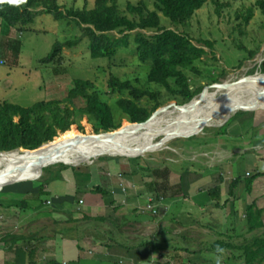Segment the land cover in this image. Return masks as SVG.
Listing matches in <instances>:
<instances>
[{
  "label": "crops",
  "instance_id": "0c3cea01",
  "mask_svg": "<svg viewBox=\"0 0 264 264\" xmlns=\"http://www.w3.org/2000/svg\"><path fill=\"white\" fill-rule=\"evenodd\" d=\"M258 109L264 106L250 108L251 117L235 116L233 134L240 139L228 131L230 144L215 141L204 158L197 150L196 169L170 171L166 194H158L164 197L159 215L143 206L163 179L147 173L141 181L122 165L51 170L46 196L35 190L36 180L13 184L0 197V264H264L259 257L249 262L242 248L251 236L249 205L263 210L264 222V123H255ZM249 122L257 133L241 139ZM235 156L239 176L221 169ZM246 158L256 162L259 174L250 189L253 173L245 166L241 171ZM161 165L154 168L175 164ZM97 186L105 193L93 191Z\"/></svg>",
  "mask_w": 264,
  "mask_h": 264
},
{
  "label": "rangeland",
  "instance_id": "374dc122",
  "mask_svg": "<svg viewBox=\"0 0 264 264\" xmlns=\"http://www.w3.org/2000/svg\"><path fill=\"white\" fill-rule=\"evenodd\" d=\"M117 1L121 10L125 12L128 2L139 4L143 1L147 4L149 10L156 9L155 0ZM257 1L207 0V3L197 11L187 26L174 23L169 17L159 12L163 27L188 34L197 46L206 49L207 53L203 56V60L196 63L199 72L187 70L193 89L203 86V91L208 88V90L213 91L214 94L207 97L206 100L219 101L216 96L219 93H222V96H229L249 90L250 85L232 86L230 85L232 81L247 77L264 78V70L262 69L264 66V15L257 6ZM218 4L221 6L219 7ZM58 5L62 7V10L83 8L86 5L89 8H93L96 5V0H58ZM250 9L253 10V16L247 23L245 18L249 15ZM127 14L131 18L135 17L129 13ZM153 33V31L148 32V34ZM82 34L83 29L80 25L72 17L68 16L64 19H57L53 14L43 13L38 15L32 24L23 28L11 26L0 17V102H10L29 107L37 102L58 99L64 101L63 106L68 105L74 109H79L85 106V99L79 97L69 101L67 99L69 91L74 86V80H90L105 94V98L108 99L115 110L117 120H122V126H125L131 122L117 108L116 102L121 97V94L113 93L109 85L110 78L116 76L122 80H131L141 88H148L151 91L158 92L160 96L159 108L166 106L174 108L173 104L184 105L188 103L181 97H173L165 88L149 82L148 75L151 64L143 63L139 59L134 43L129 48L121 49L113 58H93L89 47L90 41L85 38L79 46L69 49L64 48L55 57L54 61L49 63L42 62L44 58L54 51L57 42H66ZM117 35L121 36L118 33ZM206 41H209L212 45L207 44ZM250 51H256V54L252 56ZM216 78H219L220 81L214 82ZM226 81L230 85L229 90L222 89V86H213L216 83H224ZM200 94L195 98L200 97ZM124 96H128V93L124 94ZM254 102L264 104V97L254 98L247 103ZM141 103L152 107L156 101H151V99L146 97L142 99ZM250 108L256 109L258 106H251ZM235 109L197 114L178 119L165 129L164 133L167 134H160L156 137L150 135L148 138V140L152 138L150 142L145 140L143 145L129 151L127 154L130 156L105 154L92 158L91 162H84L81 165H71L67 161H71L70 157H62L59 160L37 167L24 181L37 178L40 180L43 176L49 174V171H46L45 168L50 167L53 172L59 171L61 166H63L62 163H67L74 170L90 168L97 164L111 168L113 165V169H116L118 165H122V169L125 171L137 170L138 174L141 175L140 177H143L141 181L145 177L147 178L148 169H154V167L161 164L168 165L173 162L175 165L168 167L170 171L174 169H196L194 165L199 164L196 162L197 150H200L199 152L201 153L203 152L202 155L199 154V158H204L205 155L203 154L207 150L209 152L212 149L211 144H214L215 141L223 139L227 141L226 144H230L231 141H234L231 139H240V136L237 137L236 134H233L234 124L236 123L234 118L237 115L251 117L253 113L248 112L250 110L236 111ZM254 111L255 123H264V109ZM162 112L157 117H161ZM255 123L244 124L245 132L242 134L241 139H246L247 135L255 136L258 130L254 126ZM80 124L82 128L79 127V123L71 126L70 131H73L74 135L81 134L92 137L97 133L87 116L81 119ZM224 127L227 130L226 134L224 133L220 136V130H223ZM228 131L233 134V138H225V135H228ZM173 132L177 134L170 135ZM136 133V131L131 130L127 139L130 140ZM193 133L196 134L191 137H182ZM63 134L65 133H60L57 137L59 138ZM105 137L112 138L115 136ZM67 141L71 140H66L65 143ZM88 144L91 143L88 142ZM52 146L54 145L50 147ZM109 152L113 153L111 150ZM215 154L216 152L212 156L215 157ZM238 156L224 163L221 169L227 172L230 169L236 174L241 173L235 170L238 166L236 164L239 160ZM230 162L235 165H231ZM245 162L242 160V173H244V166L253 175L258 173L256 170L257 164L254 160L248 158ZM177 163H182V166L177 167ZM124 170L123 172H125ZM139 175L138 178L140 179ZM237 176L239 175L237 174ZM250 179H253V177H250L247 182ZM254 182L255 179L253 180ZM4 187L2 186L1 189ZM10 188H13V185L6 187L7 190ZM150 197L158 199L159 195L156 193ZM147 204L146 202L143 210L151 211L145 209ZM156 208L158 209V206ZM154 215H159V209Z\"/></svg>",
  "mask_w": 264,
  "mask_h": 264
},
{
  "label": "trees",
  "instance_id": "16d2710c",
  "mask_svg": "<svg viewBox=\"0 0 264 264\" xmlns=\"http://www.w3.org/2000/svg\"><path fill=\"white\" fill-rule=\"evenodd\" d=\"M206 3L207 0H155L156 9L149 10L143 1L139 4L128 2L125 12L121 10L117 0H96L93 8L86 5L83 8L68 10H62L58 0H0V17L9 25L20 28L32 24L35 18L43 13L53 14L57 19L72 17L80 25L83 34L66 42H57L54 51L42 60L43 63L54 61L64 48L79 46L85 38L90 41L89 47L93 58H113L121 49L129 48L134 43L139 59L143 63L151 64L149 82L165 88L173 97H181L184 101L190 102L203 91L204 87L193 89L187 70L199 72L196 63L203 60L207 51L197 46L188 34L163 27L159 12L174 23L187 26ZM257 6L264 15V0H258ZM127 13L135 17L131 18ZM252 16L253 10L250 9L249 15L245 18L247 23ZM150 31L154 33L148 34ZM206 43L212 45L209 41ZM250 53L254 56L256 51ZM262 69L264 70V66ZM218 81L219 78L214 79V82ZM109 85L113 93L121 94L116 105L129 122L148 120L160 106L158 92L141 88L131 80L112 76ZM126 93L128 96H124ZM79 97L86 101L85 106L79 109L63 106L64 101L58 99L37 102L29 107L0 102V151H14L19 148L34 150L56 140L60 133H65L61 137H71L74 135L73 131H70L71 126L79 123V127L82 128L80 121L85 116L94 125L97 133L122 127L123 122L117 120L113 106L92 81L74 80V86L70 89L67 99L72 101ZM146 97L156 101L154 106L141 103ZM226 131L224 127L220 130V134ZM17 152L20 151L12 153L18 154ZM77 162L79 160L73 161L71 165H81ZM62 165L60 170H74L69 165L63 163ZM50 169V167L45 168L46 171H51ZM148 173L152 177L163 179L162 182L156 183L155 192L160 196L161 193L166 194L170 169L168 167L148 169ZM258 175V173L253 175V179L247 182L249 189ZM47 181L46 176L36 181L35 190L38 194L48 193L45 190ZM7 186L0 192V197L7 193ZM93 191L105 193L100 186L95 187ZM246 215L251 236L246 238L242 248L248 255L249 262L257 257L264 259L263 210L251 204L247 208Z\"/></svg>",
  "mask_w": 264,
  "mask_h": 264
},
{
  "label": "bare ground",
  "instance_id": "6f19581e",
  "mask_svg": "<svg viewBox=\"0 0 264 264\" xmlns=\"http://www.w3.org/2000/svg\"><path fill=\"white\" fill-rule=\"evenodd\" d=\"M230 85H250V87L246 92L236 95L222 96V93H219L216 95L219 101L206 100L207 97L214 94L213 91L208 90V88L203 95L196 98L191 104L186 106H174V108L165 109L162 112L161 117H157V115L154 119L147 122L146 124L140 125L137 123H127L125 126H123V130H120L121 132L118 131L112 134L115 136L112 138L105 137L110 135H94L92 137L88 135L89 137L86 139L84 138V135L81 134L73 135L71 137L63 136L62 138H57L37 151L30 152L23 150L19 153L17 152L18 154H0L1 159L8 157L4 158L0 162V180H15L19 178H22L19 180H25L28 175L37 169V167L41 166L42 164L54 162L62 157H70L71 160H89L103 154L130 156L127 153L143 145L145 143L144 141L148 140L150 135L156 137L160 134H167L164 133L165 129L178 119L197 114H207L226 110L229 111L234 108H236L235 110H238L241 107L250 108L251 106H264L263 103L258 102L247 103L254 98L264 97V78H242L240 80L232 81ZM230 85L226 83L225 85L217 86H222V89L229 90ZM204 123L205 122L203 120V124ZM131 130H134L137 133L134 135V137L128 140L127 137L129 136ZM176 134L177 133L173 132L170 135L173 136ZM69 139L71 141H67L65 143V141ZM151 139L152 138H150L148 141L150 142ZM88 142L91 144H88ZM51 145L54 146L50 147ZM110 150L113 153H110ZM116 150H118V152H116ZM24 177L25 179H23ZM7 182L10 181L3 182L0 185V189Z\"/></svg>",
  "mask_w": 264,
  "mask_h": 264
},
{
  "label": "water",
  "instance_id": "95a60500",
  "mask_svg": "<svg viewBox=\"0 0 264 264\" xmlns=\"http://www.w3.org/2000/svg\"><path fill=\"white\" fill-rule=\"evenodd\" d=\"M227 83V81L226 82H224V83H216V84H214L213 86H217V85H225ZM207 89H205L200 95H203L204 93H205V91H206ZM196 99V98H195ZM195 99H193V100H191L190 102H188V103H186V104H184V105H178V104H173V106H186V105H189V104H191ZM171 106H166V107H163V108H159V109H157L153 114H152V116L148 119V120H146V121H144V122H133V124H140V125H143V124H146L147 122H149V121H151L152 119H154L160 112H162V111H164L165 109H168V108H170ZM238 110H250V108L249 107H241L240 109H238ZM238 110H236V111H238ZM235 111V112H236ZM132 123V122H131ZM121 129H123V126L121 127V128H119V129H116V130H113V131H108V132H99V133H95V135H97V136H101V135H112V134H114V133H116V132H118V131H120ZM196 133H193V134H190V135H183L182 137H191V136H193V135H195ZM89 136H87V135H85L84 136V138L86 139V138H88ZM179 137H181V136H179ZM49 143H51V142H49ZM49 143H47V144H49ZM47 144H44L43 146H45V145H47ZM42 146V147H43ZM42 147H40V148H37V149H34V150H29V149H24V148H19V149H16V150H14V151H21V150H26V151H37V150H39V149H41ZM14 151H0V154H3V153H12V152H14ZM103 155H105V154H103ZM100 156V155H99ZM131 157H134V156H131ZM64 164H66V165H68L67 163H64ZM42 172H43V170H42ZM42 175V174H41ZM41 177V176H40ZM32 180H38V178L37 179H32ZM24 180H21V181H10V182H7V183H5V185L4 186H6V185H8V184H12V183H17V182H23ZM27 181V180H26ZM3 186V187H4Z\"/></svg>",
  "mask_w": 264,
  "mask_h": 264
},
{
  "label": "built area",
  "instance_id": "2783aa9c",
  "mask_svg": "<svg viewBox=\"0 0 264 264\" xmlns=\"http://www.w3.org/2000/svg\"><path fill=\"white\" fill-rule=\"evenodd\" d=\"M248 175H250V174L248 173ZM162 202H164V197H159L158 199L157 198H153V197H149L148 201H147L148 204H147L145 209H148V210H151L154 213H157L158 209H159V204L162 203ZM156 206H158V209L156 208Z\"/></svg>",
  "mask_w": 264,
  "mask_h": 264
}]
</instances>
